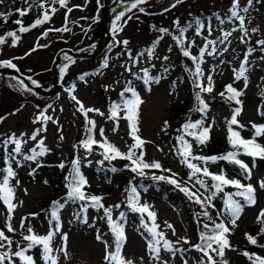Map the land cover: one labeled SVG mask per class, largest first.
<instances>
[{
  "label": "rangeland",
  "instance_id": "1",
  "mask_svg": "<svg viewBox=\"0 0 264 264\" xmlns=\"http://www.w3.org/2000/svg\"><path fill=\"white\" fill-rule=\"evenodd\" d=\"M21 1L25 4L34 0ZM111 1L99 0L98 4L97 0H67L65 7L54 3L53 8L56 11L49 12L51 17L49 21L20 37L15 46L12 45V39L0 45V62L11 61L16 69H20L30 78L31 82L36 81V85H39L41 89L51 91L49 95L37 94L30 90L24 91L19 88L16 77L5 76L2 78L0 76V118L2 117L0 120V141L8 140L14 135L16 139L21 140L22 148L32 149L39 141L43 140L44 147L48 149L49 153L65 159L66 165L70 161L72 167V161L78 159L82 165L81 173L88 180L87 183L95 188V191H92L95 194L92 195L103 198V205L114 211L112 219L115 221L121 213L114 207L121 205L120 209L127 208L123 200L127 192L119 191V182L114 180L117 179L116 177L109 182L107 178L100 175L103 173L96 170L99 164L106 167L112 165L111 162L104 160L101 155L103 150L94 145L92 152L89 153L81 146V141L86 138L87 129L91 126L86 123L85 116L77 110L79 106L71 99L66 89L74 85L75 90L72 95L76 96L85 108L99 110L88 113V119L95 122L93 138L101 140L100 130L103 129V137L121 152L127 153L129 145L134 143L129 135V127L125 124L128 121L123 118L109 119L110 105L117 99L120 91L132 87L135 82L134 73L150 69L153 66H159L163 71L166 66H174L175 59L181 56V52L175 51L171 47V41L166 38L158 42L157 51L151 58H139L135 63L136 60L133 56L139 47L145 45L144 29L149 26L158 28L159 25L175 28L174 21L189 22L197 15L211 13L215 10L224 13L230 9L232 0H182L180 3H177V0H148L146 4L140 5L131 12L121 9L130 3L116 6L111 10L110 16L114 20L120 11L126 12L120 22L123 24L122 30L115 35V38L112 32L107 48L99 56L92 59H72L74 62L68 65L62 76L60 69L67 63L65 56L71 57L63 55L58 67L61 81L56 88V79L52 71L55 54L61 46H68L86 54L92 53V47L97 48L105 39V12ZM10 3L9 0H0V16L7 12ZM252 3L264 4V0H252ZM173 4L176 6L172 7ZM239 5L240 7L247 6L248 0H239ZM140 8H143L144 11L141 12ZM165 9L168 10L165 11ZM129 16L132 18L128 19ZM245 18L251 27H257V32L254 33L255 41L264 40V7L260 5L248 13ZM124 21L127 22L124 23ZM65 27L69 30L56 31ZM233 29H221L220 25H215L200 35L190 33L188 41L192 39L194 43L191 51L192 56L199 57L201 49H206L200 63L203 72L201 83L207 85V77H212V92L200 93V97L208 101L214 97L216 101L220 90L219 85L223 83L225 86L231 84L241 91L243 94L238 98L241 101L238 106L242 107V111L237 119L243 127L238 128L234 125L233 128L239 131L243 138L250 139L254 134L252 124H264V117L259 114L262 110V98L259 91L260 86L264 84V60L262 61L259 54L255 53L252 67L245 73L247 87H245L244 79L237 84L235 75L238 61L242 55L241 51L246 35L250 33L246 32L245 34L240 29L235 31ZM147 31L149 30L147 29ZM157 32L155 30L150 33L149 38L153 39ZM224 32H231L232 35L221 43ZM251 37L249 43L254 46L255 42L252 41L254 37ZM114 39L115 41L127 40L128 44L125 46L122 43H115ZM201 40L203 45H201ZM208 41H216L214 52L213 45L208 44ZM185 43L187 46L188 42L185 41ZM196 44L198 45L195 46ZM123 48H127L128 51L119 55V52L123 50H118ZM209 52L212 54L209 55ZM129 54L133 59L129 58ZM106 57L110 60L107 67L102 68L100 65ZM130 61L136 64V68L127 66ZM191 67L194 68L192 64ZM95 70L96 72L93 73ZM84 72H91V74L85 81H81L82 79L79 78L80 82L74 84ZM191 89L189 87L183 90L173 83L164 81L160 86H151L149 89L141 88L139 91L142 103L139 106L138 135L145 141L143 144L144 159L149 163L158 161L162 169H170L173 173L182 172V167L185 165L177 152H173L168 137L170 134L177 133L182 120L176 123L178 126H165V129L161 128V124L169 118L172 105L175 107L180 102L191 103L193 101V98L189 97L187 93ZM4 111H7L6 116L1 115V112ZM42 111L51 119L47 122H34ZM119 114L124 113L120 112ZM231 117L232 115L225 105L214 104L208 121L210 134L214 138L224 137L227 139V121ZM38 130L39 134L36 135L35 140L32 139L31 137ZM166 132L170 134L166 136ZM257 142L264 145V136L258 137ZM9 144L8 149H15L14 143ZM140 151V149L136 150L137 155ZM259 162L264 164V160H259ZM199 165L203 167V164L199 163ZM223 169L224 167L216 168V171L221 173ZM119 174L124 175L125 179L130 176V173L120 170ZM18 175L19 183H10L15 189L13 203L16 207L10 221L15 231L8 232L7 228L4 229L5 235L13 241L11 250L14 252L17 250V244H25L20 232L22 221L24 234L27 233V228L31 227L34 233L46 235L54 224V221L45 220L44 214L32 213L34 207L44 202L49 196L48 176L44 175L38 180L36 176L26 174L23 169L18 170ZM263 175L262 167L253 166L251 178L248 180L255 189L256 203L252 207L242 205V211L236 220L235 227H232L229 220L222 215L221 205H216L218 215L231 230V234L228 236L230 246L243 241L244 235L254 229L257 224V216L264 209V187H261ZM134 176L137 177L135 181L145 180V177ZM199 178L202 177L199 176ZM203 180L208 185L206 178ZM177 191L182 196L185 195L179 189ZM142 202L149 206L150 211L156 213V220L159 222L158 230L163 232L166 239L170 240L174 251H165L161 243L159 259H153L152 254L148 251L147 245L150 239L141 223V214L126 211L123 213L121 223L125 235L122 247V255L125 259L131 260L133 264H200L202 260L206 264L207 258L191 244L192 238L185 230L181 212L173 210L160 198L151 197L149 200H142ZM98 210L105 218L104 209ZM58 215L61 230L55 235L52 242L54 249L64 248V251L53 253L58 257V264H107L105 255L107 252L113 251L115 247V237L109 228L108 221L106 220V224H103L102 221L96 220L93 209H87V213L82 217L77 208L67 207ZM7 217V207L2 204L0 206V221L5 218L6 224ZM143 217H146V213L143 214ZM147 224L151 226V223ZM168 224L173 227L168 228ZM64 234L67 235L66 242L62 240ZM183 238H186L189 243L185 244ZM22 242L24 243L20 244ZM175 249H179V251H175ZM0 251L2 250L0 249ZM214 259L219 261L220 257L214 254ZM224 260L227 261V264H251L232 247L225 250Z\"/></svg>",
  "mask_w": 264,
  "mask_h": 264
},
{
  "label": "snow or ice",
  "instance_id": "2",
  "mask_svg": "<svg viewBox=\"0 0 264 264\" xmlns=\"http://www.w3.org/2000/svg\"><path fill=\"white\" fill-rule=\"evenodd\" d=\"M99 4V0H97ZM148 0H132L130 4L126 6V11L131 12L133 9H137L140 5L146 4ZM182 2V0H177V3ZM52 3H59L61 7H65L67 0H52ZM252 4V0H248V5L244 8H240L239 0H232L231 7L229 9V12L231 13V18H234L239 21L240 23V31L242 33L246 34V29L244 25L245 17L240 15V12L247 13L249 11V8ZM176 5L173 4L172 7H175ZM39 7L41 9H44V11L41 13V18H38L34 21V23L30 26L31 28H35L39 25H42L50 20L49 12L54 13L56 11L55 8L51 9H45L44 3H40ZM141 12L144 11L143 8L139 9ZM168 9H165L167 11ZM71 11V9H69ZM9 13L8 15H10ZM26 14V10H20L19 15L22 17ZM125 11H120L112 21V32L113 36L115 38V35L122 30L123 24H121L122 18L125 16ZM132 17L129 16L128 19H131ZM67 19V17H66ZM127 21H124L126 23ZM16 24L20 25L18 31L20 33H24L27 31H30V27H25L22 24L21 20H16ZM174 23L178 24V21H174ZM221 23H223V20H221ZM197 35H200V29L203 28V24L197 20ZM67 27L63 29H57L56 31H68ZM160 33L163 35L168 32L167 29L161 28L159 29ZM186 29H180V35L174 36L173 39L176 41L177 45L180 46L181 52L183 56L189 57L192 59L193 63L196 65L195 72L192 73V75L195 77L193 83L196 88L199 89V92L196 94V99L200 105L199 110L203 112L205 110V104L204 101L200 97V93L203 92H212L213 90V83H212V77H207V85H204L201 83V78L203 77V72L200 68V63L202 62V57L205 52V48L201 49V55L199 57L192 56L189 48H186L184 46V32ZM235 31V29H233ZM253 32L257 31V29H253ZM209 34L211 32L209 31ZM44 35H47V33H44ZM231 32H224L223 33V39L220 41L223 43L228 39L229 36H231ZM7 37L12 38V45L15 46V44L18 42L20 37L17 35V32L11 31L7 33ZM115 43H122L125 46H127L128 41H115ZM243 42V41H242ZM5 43V37L0 36V45H3ZM216 41H208V44L213 45V52L215 51L214 45ZM261 45H264V40H261L258 42ZM39 46V45H38ZM190 47V46H189ZM35 50V49H33ZM251 52V49L249 50V53ZM147 54L149 57L153 55V49L149 48L147 50ZM209 55L212 54V52L208 53ZM143 55V53H141ZM129 58L133 59L131 57V54H129ZM167 59V57H165ZM65 61L67 63L61 67V75L65 73L67 67L69 64L73 63L71 57L65 56ZM135 62V61H134ZM247 62V56L245 57V62L241 64L240 70L236 73L235 79H241L243 78L245 80V87H247V77L245 75L247 69L245 67V64ZM108 64V58L106 57L101 67H107ZM0 68H15V65L11 61H3L0 62ZM130 70V69H129ZM87 75V74H85ZM30 79V78H29ZM80 79H84V76H81ZM143 79L145 80V83H151L152 78L149 76L148 71L144 70ZM34 85H36V81H32ZM17 84L19 85V88L24 91H28L27 87L24 85L23 81L17 80ZM37 87L39 85H36ZM75 90V86H71L70 88L66 89L68 91L69 96L72 100L76 102V104L79 106L78 111H80L84 116L86 123L90 125L87 129L88 135L85 139L81 141V146L89 153L92 152L93 146H97L103 151L101 152V155L103 156L104 160L111 162L112 160H115L117 158L124 159L129 161L128 167L130 170L139 175L144 176L145 170L147 169H161L162 171H168L171 173L170 169H162L161 164L158 161H153L151 163L146 162L144 159V152H143V144L145 141H143L139 135V127H138V116H139V106L142 103L141 98L139 95L131 88H125L124 92L121 93V103H112L109 108V119L116 120L118 118H123L128 121L129 126V135L131 139L134 141L131 145H129L127 153L121 152L114 144L110 143L106 138L103 137V129L100 130V135L102 137L101 140H96L92 136V130L95 128V122L88 119V113L90 112H98V109L93 108H85L82 102L77 99L76 96L72 95V93ZM125 93H130L131 98H126ZM227 94V99L229 101H235L237 105L241 104V101L238 99L243 93L241 91H238L235 89L231 84L226 85L225 91L220 93L221 96H225ZM260 96L262 99H264V90L261 91ZM242 111V107H236L233 109V115L230 120L227 121V141L232 150L228 151L225 154L219 155V156H211V157H205L200 155H195L192 151V144L189 143L185 136H191L199 145H203L207 143L209 140V127H204L201 122L196 123H186L182 126L181 132L182 135L177 137V143L179 144L178 148V155L182 157V163L187 166L188 169H190L189 173V180H192L193 177H196L194 183L196 185H199L200 188L205 189V191H209L210 189L205 184V181L203 179H200L199 176L208 177L213 183L211 185V189H214L216 193L222 192L225 187L231 186L235 188L237 191L234 193L226 194L225 200H224V208L226 210V213L229 217V223L232 225V227H235L236 220L239 218L240 213L242 211V205L239 201L234 199V197H240L245 204L251 206L256 203L255 199V189L251 184H242L240 180L238 179H231L228 178L225 174H223V170L220 174H213L209 171L207 167H201L197 164L193 163L192 161H200L202 164H207L208 162L215 163L217 161H226L228 163L235 164L239 166V168L242 170V172L245 174V178L250 179L251 178V170L249 168V165L241 161L238 157L240 155H246L253 158V162L257 158L264 160V145H261L257 142V138L264 136V124L258 125L253 123L252 128L254 130V134L250 139H245L241 136L239 131L234 130L233 126H237L238 128H242L243 125L239 124V121L237 117L240 115ZM259 111V110H258ZM123 112L124 116L119 117V113ZM260 115L264 116V111L259 112ZM100 115H103V113H100ZM51 117H48L44 114V112H40V114L36 117V120L34 122H47L50 120ZM43 130V129H42ZM115 130V129H114ZM39 134V130L37 133H34L31 137L35 140L36 135ZM62 138V137H61ZM8 143H14L15 149L14 151L19 154L21 151V140L16 139L13 135L8 140L4 142V146L6 147ZM37 148H39V151H37L35 148L31 150L32 154L30 156H25V160H36L38 156H43L47 153L48 149L44 147L43 140L39 141L37 144ZM140 149L139 155H137L136 150ZM7 163V161H5ZM63 167V165H60ZM254 166V164H253ZM4 173H6L0 181V201H3L4 205L7 207L8 210V217L5 224V227L7 228L8 232H14L15 229L11 225V218L12 213L15 209V204L13 203L14 196H15V189L10 185V179L15 177V172L11 168V166H8L3 169ZM115 171V169H113ZM68 198L69 199H75L80 201H87L89 206L95 207L97 209L103 208L104 209V215L107 218L110 230L112 231L114 237H115V247L113 251H109L105 255V260L107 264H133L131 260L125 259V257L122 255V247L125 242V235H124V229L123 226L120 223H117L112 219V209L106 208L102 203V197L96 196V195H89L86 194L83 191V188L85 187L87 181L81 175L80 168H79V161L78 159H74L72 161V172L68 178ZM152 179L159 180V181H166L169 184L174 185L176 188H178L181 192H183L190 200H192L194 203L201 205L203 208L206 202H210L212 199V196H202L198 191H191L189 187L187 186V182H184L183 184L178 181L177 174L171 173L170 177H166L163 175L160 176H153ZM17 183H19L17 181ZM261 187H264V181L261 182ZM127 204L128 207L133 212H138L141 214L142 219L141 223L143 227L147 230V232L150 234L151 239L148 241V251L152 254L153 259H159V253H160V246L162 243V247L165 251L173 252L174 248L170 241L165 239L163 232L159 231V225L156 224V213L149 210V206L147 204H141L139 202V197L137 195V190L135 187H131L128 193L127 198ZM209 206L210 203H209ZM61 205L58 203H55L53 205V210L51 212V220L54 221V224L50 227V230L46 235H38L34 233L33 229L31 227L27 228V234H23V240L26 241V246H21L17 244V250L15 252L11 251V246L13 244V241L5 235L4 231L0 230V249H7L6 251H0V264H13V258H17L20 261V264H36L34 258L32 255H29V253L33 248L39 246L41 248V259L44 261V264H58V257L54 255V252L57 251H64V248L60 249H54L52 247V242L54 240V237L57 233H60L61 230V224L60 219L58 215V211L60 209ZM116 207H119L118 205ZM86 211V209H83ZM147 214L148 220L151 221V226L148 224H145L143 221V214ZM199 215V214H198ZM204 216H208V213L205 211L203 213ZM123 218V214H121V219ZM257 223L261 225L260 228V234H264V209L260 211V213L257 216ZM23 221L21 222V227H23ZM168 228H172L173 226L171 224L167 225ZM205 229H208V225H204ZM231 234L230 228L227 226L224 220H221L219 223H215L214 227L212 229H208L207 232H202L200 234V243L196 244L194 247L197 251L201 252L204 257L207 258L206 264H227V261L224 260V254L226 249H230V241L228 239V236ZM245 237L247 241L250 244L256 245L257 239L256 237L252 235L245 234ZM97 239L99 240L100 237L98 236ZM62 240L65 242L67 241V235H62ZM183 242L185 244L189 243V241L186 238H183ZM260 247H264V245H260ZM175 251H179V249H175ZM215 256H219L220 260L217 261L214 259ZM242 255L247 257L251 264H264V257L260 255H256L254 253L249 252H243ZM200 264H205V261H200Z\"/></svg>",
  "mask_w": 264,
  "mask_h": 264
},
{
  "label": "trees",
  "instance_id": "3",
  "mask_svg": "<svg viewBox=\"0 0 264 264\" xmlns=\"http://www.w3.org/2000/svg\"><path fill=\"white\" fill-rule=\"evenodd\" d=\"M9 1L11 3L9 4L7 12L4 15L0 16V36L5 37V43L12 39L11 37H7L8 32L15 31L17 32V35L19 37H23L35 29V28H31L30 26L34 23L35 20H37L38 18H41V13L44 11V9H41L39 7L40 3H44L45 9H51L54 7V3H52V0H34L31 2H27L25 4L22 3L21 0H9ZM254 4L256 3L251 4L249 11L247 13L240 12V15L245 17L248 13H250V11L254 10L255 8ZM257 5L258 7L260 5L264 7V4H256V6ZM240 8H244V7H240ZM20 10H26V14L22 17L19 15ZM9 13L11 14L8 15ZM215 14H218V16L212 17V18L206 17L202 20L201 23L203 24V28L200 29V33H202V31L205 30L204 28L206 27V25H208V27L210 28L211 26L220 25L222 29L223 28H234L235 30L240 29L239 21L234 18H231V13L229 12V10L224 13L220 12V13H215ZM16 20H21L23 26L30 27V31L20 33L18 31L20 25L15 23ZM197 20L198 19L194 18L190 20L189 22L186 21L183 23H178L174 26L175 28L164 26V25H159L158 28H152L151 26H149V28L146 27L143 31V33L145 34V38H146L144 42L147 41L148 44L145 47H139L137 49V53L135 54V56H133L134 60H136L135 63L137 62L139 58H151L157 51L156 45L158 44V42L166 38H168L171 41V47L175 51L181 52L180 46L177 45L173 37L174 36L178 37L180 35V29H186L188 26L190 27L186 29V31L184 32V35L187 34L188 36V34L192 32L196 34L197 32H194V31L197 30V25H196ZM221 20H223V23H221ZM245 20L244 22H248V23H244L246 32L250 34L246 35V39L243 45L244 48L242 47L243 50L241 49L242 50L241 53L243 55H247L249 54V50L251 49L250 55H252L253 53H257L259 54V58L263 60L264 59V45H261L258 43L260 40L255 41L254 33H256L257 31L255 32L252 31L253 29H257V27H251V25H249L250 24L249 21H245ZM161 28L167 29L168 32L162 35L159 31V29ZM147 29L149 31H147ZM155 30L158 31L157 33H155V37L153 39L149 38L150 33L154 32ZM251 36L254 37V40ZM250 37L252 38V41L255 42L254 46H251V43H249ZM184 40H185V37H184ZM191 45H192V42H191ZM184 46H185V43H184ZM185 47L189 49L193 48V46L189 47V45ZM60 48H64V46L63 47L61 46ZM94 48L95 47H92V50ZM149 48L153 49V55L151 57H149L147 54V50ZM123 52L124 51L119 52V55L123 54ZM141 53H143V55H141ZM175 60L176 61H174V66H168V67L166 66L163 71L161 70L162 68L160 69L159 66H153L150 69H146L148 71L149 76L152 78L151 83H147V84L145 83V80L143 79L144 70H142L141 72L137 71L136 73H134L135 82L133 83L131 88L139 96L140 94H139L138 87L145 86L148 88L149 86H158V85L160 86L162 82L164 81H168L173 84L175 83L176 86L182 88L183 90H186L189 87L192 88L191 90H188L187 93L189 97L191 96L193 98V101H192L193 103L192 102L188 103L186 101H183V102H180L178 106L173 107L172 105L170 107L169 118L166 119L161 124V128L165 129V126L177 125L176 123L182 120L180 125L179 126L177 125L178 126L177 133H174V134H170L168 132L165 133L166 136L170 134L168 138H169L170 146L172 147L173 152H178L177 150L179 148V144L177 143V137L182 135V132H181L182 126L190 122L191 123L201 122L204 127H208L206 125V118L209 112L211 111L210 99L214 101V98L211 97L209 101L201 98L204 101V104L206 106L205 110L201 112L199 110L200 105L196 99V94L199 92V89L196 88L193 83L195 79V77L192 75V73L195 72V69L194 70L191 69V62L193 61L189 57L183 56L182 52H181V56H178ZM135 63L130 61L127 64V66L131 68H136ZM240 65L241 63L239 62L237 65V68ZM192 76H193V80H191ZM262 88L264 90V85L262 86ZM219 89L220 90L218 92L219 94H218L217 99L220 102H222V104L227 105L229 107L231 106V110H233L234 107L232 105V102L226 98L227 94H225V96L220 95V93L225 91V87L223 86V84L219 85ZM122 92L124 91L122 90L121 93ZM121 93L119 94L117 99L114 100V103L122 102ZM125 97L131 98V94L125 93ZM187 100L189 101V99ZM263 107H264V104L262 105V108ZM6 112L7 111L1 112V115H3ZM209 137L210 138L207 141V143L203 145H199L191 136H185V139L189 143L192 144L193 146L192 151L195 155H200V156H205V157L219 156V155L225 154L228 151L232 150L225 138L223 137L214 138L213 136L210 135V133H209ZM4 142L5 141H0V181H2L4 175L6 174L4 173L3 169L8 166H11V168L15 172V177L10 179V183H15V181L18 180V177H19L18 170L20 169L25 170L26 174H31L33 176H36V179H40L44 175L48 176L49 178V181H50L49 197L46 199L44 203L36 206L33 210V213H36L38 215L45 213L49 216V219H50L51 213L48 210H50L55 203L59 204L60 202H64L65 204H74L80 207L82 204H88L87 201H80V200L68 198V187H67L68 179L66 178H68L72 172L70 161H68V164L66 165L67 161L65 162V159H62L52 153L50 154L48 151L45 155L38 156L36 160H25L24 159L25 156H30L32 154L31 152L32 149L35 148L37 151H39V148H37V146L33 147L32 149H26V148L21 147L20 153L17 154L14 151V149L13 150L8 149L10 145L9 143L5 147ZM5 161H7V163ZM192 162L197 164L198 166H200L199 163L202 164V162L200 161H192ZM111 163L112 165L109 167L102 165L104 167L101 166V167L96 168L97 171H100L103 173V176L106 177L109 182L113 181L115 177L116 178L120 177L119 173H115L116 169L122 168L121 166L128 167L129 161L117 158L115 160H112ZM227 164L228 163L225 161H217L215 163L208 162L206 165L203 164V167H207L209 171L213 174H220L218 171H216V168L224 167L226 172H224L223 174H225L228 178L237 179L235 175L230 173L229 169L226 168V167H229V165ZM60 165H63V167H61ZM128 168H126V170H128ZM113 169H115V171H113ZM232 169H236V166H233ZM183 170H184V174H186L184 178L181 176V174L176 173L177 179L179 182H181L182 184L184 182H187V186L189 187L191 191H198L202 196H212V199H217L216 197L218 194L214 195V191L209 190L206 192L205 189L200 188L199 185H196L192 180H189V177L187 175L188 173L187 167L183 166ZM171 173L168 171L147 169L145 170V175L142 177H147L148 179L152 178L153 176H160V175L170 177ZM131 177L135 178L134 175H131ZM205 178L208 181L212 182L208 177H205ZM130 179H131L130 177L125 179L121 176L120 180H122V183L120 182V180L114 179L115 182L120 183L118 185L119 191L126 192L127 190V196H128L130 188L135 187L137 190L138 196H143L145 195V193H152L154 195H157L159 193L162 194L163 197L166 198L174 208L183 212L184 218L186 220L187 228L192 232L193 235H195V238L199 236V233L207 232L208 229H212L214 227L215 223H218V218L212 211V207L209 206V202H206L204 207L202 208L201 205H198L194 203L192 200H190L189 198L179 194L177 191V188L174 185L167 183L166 181H159V180L153 179L154 181L150 180L149 182H140L135 185V183L133 181H130ZM91 188L92 187L90 186V184L86 183L85 187L83 188V191L86 194L92 195L93 188L92 189ZM205 211L208 213L207 217L203 215ZM4 220L5 218H3V220L0 221V230L2 231L5 229ZM205 224L208 225V229L204 228ZM260 228H261V225L258 223L256 227L254 228V230L248 233V235H252L256 237L257 244L256 245L250 244L245 238V241L242 244L237 246V250L239 252L242 253L246 251V252L254 253L256 255H260L264 257V247H260V245H264V234H260ZM23 243L24 242L20 244H23ZM25 243L27 242L25 241ZM24 246H26V244ZM6 250L7 249H3L2 251H6ZM11 251L14 252V250H11ZM32 252H34V248L27 254L32 255ZM13 264H20V261L17 258H13Z\"/></svg>",
  "mask_w": 264,
  "mask_h": 264
},
{
  "label": "water",
  "instance_id": "4",
  "mask_svg": "<svg viewBox=\"0 0 264 264\" xmlns=\"http://www.w3.org/2000/svg\"><path fill=\"white\" fill-rule=\"evenodd\" d=\"M120 1V0H113L108 9H107V12H106V38L103 42L102 45H100L93 54L91 55H88V54H77L75 52H73L72 50L70 49H62L60 51L57 52V54L55 55L54 57V60H53V71L55 72V75H56V79L58 80L59 82V74H58V60L60 58V56H62L63 54H66V53H69L71 54L75 59H83V58H92V57H95V56H98L100 55L103 50L106 48V45H107V42L111 36V32H110V28H111V20H110V9L115 5L117 4V2ZM9 74H16L22 81L23 83L31 90L35 91V92H40V93H45V94H50V92H46V91H42L36 87H33L29 81L26 79V77H24L23 75H21L18 71L16 70H6L5 71V75H9Z\"/></svg>",
  "mask_w": 264,
  "mask_h": 264
},
{
  "label": "bare ground",
  "instance_id": "5",
  "mask_svg": "<svg viewBox=\"0 0 264 264\" xmlns=\"http://www.w3.org/2000/svg\"><path fill=\"white\" fill-rule=\"evenodd\" d=\"M215 13H220V10H215V11H213V12H211V13H204V14H202V15H197V18L196 19H198L200 22H202V20L204 19V18H206V17H208V18H212V17H216V16H218V14H215ZM192 24H193V22H192ZM190 26H188L186 29H188ZM145 43V45H143V46H141V47H145L147 44H148V42L146 41V42H144ZM121 50H123V51H128V49L127 48H123V49H119L118 51H121ZM89 76H87V77H85L84 76V79H82L83 81L84 80H86V78H88ZM121 93V91L119 92V94ZM118 94V95H119Z\"/></svg>",
  "mask_w": 264,
  "mask_h": 264
}]
</instances>
